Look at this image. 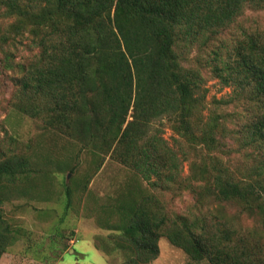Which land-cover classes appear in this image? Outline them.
<instances>
[{
	"label": "trees",
	"instance_id": "obj_1",
	"mask_svg": "<svg viewBox=\"0 0 264 264\" xmlns=\"http://www.w3.org/2000/svg\"><path fill=\"white\" fill-rule=\"evenodd\" d=\"M262 6L264 0H0L1 16L11 19L2 38L28 31L40 48L24 66L16 109L91 151V172L79 188L87 189L108 153L134 173L135 184L110 197L99 218L119 233L108 236L110 248L98 246L108 254L123 250L122 264H155L162 236L193 259L264 264V34L243 30L226 55L221 47L213 50L216 76L249 104L241 140L256 153L252 164L237 170L213 152L222 145L221 116L209 113L202 122L204 77L182 64L177 46L182 36L186 44L206 32L216 39L247 7ZM164 116L190 148L202 149L189 177L181 176L187 150H176L152 128ZM37 161L15 153L0 159V258L25 231L5 217L3 204L14 190L28 194ZM143 180L154 187H202L201 202L208 198L217 207L208 216L171 219ZM72 191L67 187L66 211ZM230 202L258 217L257 238L227 218Z\"/></svg>",
	"mask_w": 264,
	"mask_h": 264
},
{
	"label": "rangeland",
	"instance_id": "obj_2",
	"mask_svg": "<svg viewBox=\"0 0 264 264\" xmlns=\"http://www.w3.org/2000/svg\"><path fill=\"white\" fill-rule=\"evenodd\" d=\"M10 23L11 19L0 14V159L13 153L35 161L38 159L39 172L33 173L28 194L14 190L3 204L5 217L25 231L0 258V264H122L123 250L115 249L108 254L104 247L98 246L100 243L110 248L112 242L108 236L119 233V230L101 226L99 218L104 213L101 206L109 203L110 197L116 196L128 184H135L134 173L108 153L88 182L87 189L79 188L87 172H91V151L83 148L80 139L49 129L41 119L15 107L20 80L25 74L24 66L40 53V48L28 31L11 35L8 39L2 38L9 32ZM243 30L264 34V6L247 7L216 39H207L206 32L201 41L186 44L182 36L177 44L182 64L199 69L204 77L202 90L206 97L200 106L204 116L202 122L208 121L209 113L221 116L218 136L222 145L213 152L235 170L252 164V153H256L251 145H244L241 140V130L249 116V104L238 98L234 85L226 86L216 76L212 58L213 50L219 47L226 55L227 44L232 45L237 36L243 37ZM220 98L223 102H219ZM152 125V128L162 130L163 136L176 150H187L189 160H184L181 176L189 177L190 162L201 159L202 149L190 148L174 131L166 116L154 120ZM73 165L75 170L72 172L70 168ZM164 184L154 187L143 180V186L160 200L171 219L201 213L208 216V211L217 207V203L211 204L208 198L201 202L199 192L202 187L176 184L178 187L172 183L166 188ZM67 187L73 189L72 205L68 211L65 208ZM224 212L236 227H242L248 233L250 230L251 239L257 238L259 227H262L258 217L242 212L232 202L225 204ZM98 237L101 238L98 240ZM158 244L160 251L153 261L155 264H212L208 258H191L165 236L160 237Z\"/></svg>",
	"mask_w": 264,
	"mask_h": 264
}]
</instances>
